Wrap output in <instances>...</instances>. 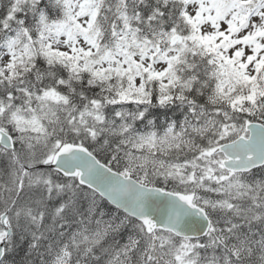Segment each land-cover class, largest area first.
I'll return each mask as SVG.
<instances>
[{
  "label": "snow or ice",
  "instance_id": "obj_1",
  "mask_svg": "<svg viewBox=\"0 0 264 264\" xmlns=\"http://www.w3.org/2000/svg\"><path fill=\"white\" fill-rule=\"evenodd\" d=\"M0 264H264V0H0Z\"/></svg>",
  "mask_w": 264,
  "mask_h": 264
}]
</instances>
